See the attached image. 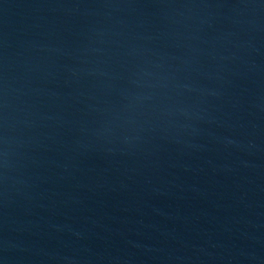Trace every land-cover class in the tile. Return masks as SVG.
Listing matches in <instances>:
<instances>
[{
    "label": "water",
    "instance_id": "95a60500",
    "mask_svg": "<svg viewBox=\"0 0 264 264\" xmlns=\"http://www.w3.org/2000/svg\"><path fill=\"white\" fill-rule=\"evenodd\" d=\"M0 264H264V0H0Z\"/></svg>",
    "mask_w": 264,
    "mask_h": 264
}]
</instances>
